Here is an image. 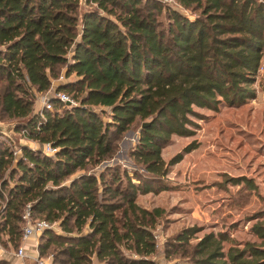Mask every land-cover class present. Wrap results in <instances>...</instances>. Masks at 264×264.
<instances>
[{
  "label": "trees",
  "instance_id": "16d2710c",
  "mask_svg": "<svg viewBox=\"0 0 264 264\" xmlns=\"http://www.w3.org/2000/svg\"><path fill=\"white\" fill-rule=\"evenodd\" d=\"M177 2L195 15L162 0H86L83 12L80 0H0V111L10 119L28 115L35 94L61 75L54 89L75 100L52 98L54 108L43 106L17 129L57 147L54 154L25 146L15 159L8 146L0 148V232L11 242L20 238L30 204L34 218L63 231H43L41 255L54 244L66 264H91L93 257L100 264H157L152 229L163 209L141 206L137 195L170 189V166L197 142L168 162L161 149L173 135L195 133L198 108L240 106L256 96L264 56V0ZM136 120L149 121L130 150L146 174L91 170ZM199 229L184 227L173 238L188 242ZM252 230L264 238V225ZM225 239L205 234L186 264H264L260 246L247 241L225 251Z\"/></svg>",
  "mask_w": 264,
  "mask_h": 264
},
{
  "label": "rangeland",
  "instance_id": "374dc122",
  "mask_svg": "<svg viewBox=\"0 0 264 264\" xmlns=\"http://www.w3.org/2000/svg\"><path fill=\"white\" fill-rule=\"evenodd\" d=\"M162 1L180 8L186 14L195 15V10L180 6L177 0ZM82 8L88 9L89 5L82 2ZM163 13L160 18H164ZM64 80L60 76L53 81L51 88ZM255 87L256 96L240 106L220 105L217 110L198 108L203 117H194L197 123L195 133L189 136L173 135L161 149L162 157L168 162L187 144L197 142L195 148L184 153L179 161L170 166L166 175L170 189L138 194L136 198L141 206L163 209L152 229L157 244L152 259L157 264L188 263L195 243L208 233L218 235L222 232L226 236L222 243L225 251L229 247H242L247 241L264 247V238L252 230L256 223L264 225V71L258 72ZM49 92H53V89L48 90V93L35 94L37 111L42 108L43 96ZM104 117L109 118L107 114ZM21 120L23 118L20 117L10 119L0 111L2 124L13 125ZM140 124L141 121L136 120L127 130L115 135L110 156L92 165L91 170L98 173L119 168L121 173L126 170L131 176L134 172L146 174L144 167L130 156V150L138 140ZM9 134L11 138L0 134V148L8 146L15 159L22 155V148L17 144L19 136L29 142L30 148L38 149L41 146L38 140L24 136L21 131ZM246 178H251L255 186L250 187ZM133 180L136 181L135 178ZM3 208L4 201L0 200V221L4 219ZM49 224L55 232H63L58 222ZM192 225L200 229L188 242L179 243L173 238L182 228ZM41 234L26 241L20 235L15 242H11L7 232L2 230L0 252L3 253L0 257L7 258L9 264H66L67 256L54 244L43 255L39 253V243L44 242ZM20 245L25 246L22 256L17 255ZM40 259L44 262L40 263ZM91 264L100 262L93 257Z\"/></svg>",
  "mask_w": 264,
  "mask_h": 264
},
{
  "label": "built area",
  "instance_id": "2783aa9c",
  "mask_svg": "<svg viewBox=\"0 0 264 264\" xmlns=\"http://www.w3.org/2000/svg\"><path fill=\"white\" fill-rule=\"evenodd\" d=\"M264 71V57H262L258 72ZM63 77V75H61ZM48 95V96H47ZM42 107L46 106L47 108H52L51 99L57 98L62 102H65L67 105L75 104V101L69 96L65 91L54 90L51 94H45L43 96ZM41 149L47 154H54L57 151V147H53L50 143L41 144ZM23 219L21 239L26 241L34 235H40L45 229L50 228V224L45 219L34 218L30 209V204H27L21 214ZM51 223V222H50ZM1 251V249H0ZM3 252H0V254ZM25 254V246L20 245L17 250V255L22 256ZM40 263H43L44 260L40 259Z\"/></svg>",
  "mask_w": 264,
  "mask_h": 264
},
{
  "label": "water",
  "instance_id": "95a60500",
  "mask_svg": "<svg viewBox=\"0 0 264 264\" xmlns=\"http://www.w3.org/2000/svg\"><path fill=\"white\" fill-rule=\"evenodd\" d=\"M82 2L86 4V0H80V11L81 12L90 9V7H89L88 9H84L83 10ZM36 107H37V104L33 105L32 111L28 115H26L24 117H20V118H23V120L17 121L13 125H5L4 123L3 124L0 123V134H5V135H7V136H9L11 138L12 136H10L9 133L17 131L18 128L25 127L28 124L29 120L37 112ZM148 124H149V121H143L141 126H147ZM19 139L20 140L17 143L19 145V147L23 148L25 146H29L28 143H27V140L24 137L19 136ZM261 248L264 249V247H261Z\"/></svg>",
  "mask_w": 264,
  "mask_h": 264
},
{
  "label": "crops",
  "instance_id": "0c3cea01",
  "mask_svg": "<svg viewBox=\"0 0 264 264\" xmlns=\"http://www.w3.org/2000/svg\"><path fill=\"white\" fill-rule=\"evenodd\" d=\"M264 57V56H263ZM52 89H54V88H51V89H49V90H52ZM55 90V89H54ZM46 92V91H45ZM47 93H48V90H47ZM51 92H49V94H50ZM27 143H28V145H29V142L27 141Z\"/></svg>",
  "mask_w": 264,
  "mask_h": 264
}]
</instances>
